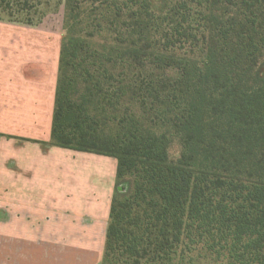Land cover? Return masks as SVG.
Returning <instances> with one entry per match:
<instances>
[{"label":"trees","instance_id":"trees-1","mask_svg":"<svg viewBox=\"0 0 264 264\" xmlns=\"http://www.w3.org/2000/svg\"><path fill=\"white\" fill-rule=\"evenodd\" d=\"M78 1L64 0L51 139L122 160L105 264L184 263L197 249L212 264H264V0H177L164 12L97 0L95 33L74 36ZM44 5L0 0V22L35 26ZM104 34L103 49L90 45Z\"/></svg>","mask_w":264,"mask_h":264},{"label":"crops","instance_id":"crops-1","mask_svg":"<svg viewBox=\"0 0 264 264\" xmlns=\"http://www.w3.org/2000/svg\"><path fill=\"white\" fill-rule=\"evenodd\" d=\"M13 28L0 22V264H95L114 168L53 144L61 35L23 55L2 50Z\"/></svg>","mask_w":264,"mask_h":264},{"label":"rangeland","instance_id":"rangeland-1","mask_svg":"<svg viewBox=\"0 0 264 264\" xmlns=\"http://www.w3.org/2000/svg\"><path fill=\"white\" fill-rule=\"evenodd\" d=\"M45 5L41 7L40 12L37 16H34V20L41 19L40 22L36 23L35 26L29 27L19 24L8 23L3 21V23H7L8 27H15V31H19V29L23 32H18L13 37H8L6 48L2 49L6 52L16 51L20 54H29L33 53L36 55H42L45 52V47H47V51L49 53L52 52L51 46L53 45V40H56L57 35L63 36L64 27L66 24V16L67 11L65 7L64 0H43ZM123 1V0H122ZM177 0H151V5L155 11H165L170 8ZM79 10L80 17L78 18L79 24L76 23L74 28L73 35L82 36L87 33L94 32L91 26L93 25V19L96 14L99 12L97 9L102 7L99 5L97 0H79ZM75 25V23H74ZM19 27V28H16ZM23 27V29H21ZM80 31H82L80 33ZM95 33V32H94ZM99 37L95 36L92 40H89L91 46L99 49H103L104 45H108L106 43V39L109 36ZM1 50V49H0ZM82 92L81 86L78 87V94ZM76 96V94H75ZM109 119L104 121L102 127L105 133H114V123L111 120V116ZM182 152L181 145L177 138H172L170 146L168 148L169 159L172 161H176L179 159ZM104 157V163L106 166L110 165L114 168V186H113V196L111 197L108 220L110 219V210L112 206V202L114 198L119 197L122 193L127 190V186L119 180L117 177V167L118 164L122 162V160L115 159L113 157ZM108 228V227H107ZM107 231V229H106ZM103 233V229H99L97 235V241L95 242L97 250L93 252L95 256V264H105V255H106V234ZM77 235L72 234L71 238L74 240ZM83 238V236H82ZM204 250V249H203ZM74 254V253H73ZM173 264H212L209 256L205 254L201 249H197V251L192 252L190 254L185 253V261L176 260Z\"/></svg>","mask_w":264,"mask_h":264}]
</instances>
